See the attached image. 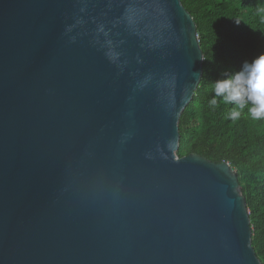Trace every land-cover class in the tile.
I'll use <instances>...</instances> for the list:
<instances>
[{"label": "water", "instance_id": "water-1", "mask_svg": "<svg viewBox=\"0 0 264 264\" xmlns=\"http://www.w3.org/2000/svg\"><path fill=\"white\" fill-rule=\"evenodd\" d=\"M202 62L181 0H0V264H261L237 174L176 155Z\"/></svg>", "mask_w": 264, "mask_h": 264}, {"label": "trees", "instance_id": "trees-1", "mask_svg": "<svg viewBox=\"0 0 264 264\" xmlns=\"http://www.w3.org/2000/svg\"><path fill=\"white\" fill-rule=\"evenodd\" d=\"M192 16L203 54L197 89L179 119L180 158L195 154L227 162L237 174L252 229L251 245L264 264V120L245 109L231 120L232 104L215 97L217 80L264 53V0H181ZM217 99V105L210 101Z\"/></svg>", "mask_w": 264, "mask_h": 264}, {"label": "clouds", "instance_id": "clouds-1", "mask_svg": "<svg viewBox=\"0 0 264 264\" xmlns=\"http://www.w3.org/2000/svg\"><path fill=\"white\" fill-rule=\"evenodd\" d=\"M214 92L215 97L233 105L228 114L231 120H238L245 109L252 119L264 120V53L251 62L245 61L239 71L217 80ZM215 97L209 102L211 106L217 105Z\"/></svg>", "mask_w": 264, "mask_h": 264}]
</instances>
